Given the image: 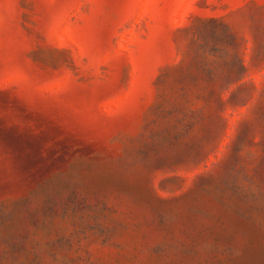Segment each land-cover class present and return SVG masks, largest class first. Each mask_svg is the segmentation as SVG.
<instances>
[{
    "label": "rangeland",
    "instance_id": "374dc122",
    "mask_svg": "<svg viewBox=\"0 0 264 264\" xmlns=\"http://www.w3.org/2000/svg\"><path fill=\"white\" fill-rule=\"evenodd\" d=\"M0 264H264V0H0Z\"/></svg>",
    "mask_w": 264,
    "mask_h": 264
}]
</instances>
